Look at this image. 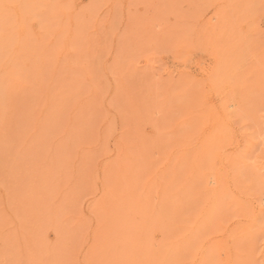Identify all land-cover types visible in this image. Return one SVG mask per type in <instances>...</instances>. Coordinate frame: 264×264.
<instances>
[{"label": "rangeland", "instance_id": "374dc122", "mask_svg": "<svg viewBox=\"0 0 264 264\" xmlns=\"http://www.w3.org/2000/svg\"><path fill=\"white\" fill-rule=\"evenodd\" d=\"M0 264H264V0H0Z\"/></svg>", "mask_w": 264, "mask_h": 264}]
</instances>
